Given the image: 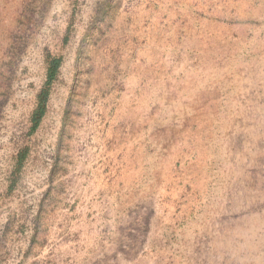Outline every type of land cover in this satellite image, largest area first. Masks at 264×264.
Listing matches in <instances>:
<instances>
[{
    "label": "rangeland",
    "instance_id": "rangeland-1",
    "mask_svg": "<svg viewBox=\"0 0 264 264\" xmlns=\"http://www.w3.org/2000/svg\"><path fill=\"white\" fill-rule=\"evenodd\" d=\"M122 1L0 0V170L28 155L29 173L39 174L61 132L78 147L89 136L83 121L92 130L105 115L127 121L133 137L138 127L142 175L108 208L106 246L91 263L129 264L149 244L169 251L171 264H264V49L239 44L219 51V63L204 62L172 27L177 84L158 81L146 97H98L97 88L119 82L93 79L98 50L75 32L90 18L93 30L105 28L98 20ZM50 59L60 65L46 87ZM43 89L45 112L31 132ZM126 104L133 109L122 111Z\"/></svg>",
    "mask_w": 264,
    "mask_h": 264
},
{
    "label": "crops",
    "instance_id": "crops-1",
    "mask_svg": "<svg viewBox=\"0 0 264 264\" xmlns=\"http://www.w3.org/2000/svg\"><path fill=\"white\" fill-rule=\"evenodd\" d=\"M171 1L123 0L115 14L98 20L105 28L93 30L97 21L90 18L75 32L84 48L98 50V57L90 55L93 79L119 82L97 88L98 97H146L158 81L177 84L178 75H169L172 27L176 41L204 62L219 63V51L234 53L239 44L264 49V0H177L174 8ZM82 125L88 141L65 145L61 132L39 174L29 173L28 155L18 158L19 168L0 171V264H92L100 257L108 208L126 183L140 180L142 150L138 127L133 137L127 121L105 115L93 130ZM171 256L148 244L129 264H171Z\"/></svg>",
    "mask_w": 264,
    "mask_h": 264
},
{
    "label": "trees",
    "instance_id": "trees-1",
    "mask_svg": "<svg viewBox=\"0 0 264 264\" xmlns=\"http://www.w3.org/2000/svg\"><path fill=\"white\" fill-rule=\"evenodd\" d=\"M59 65H60V61L58 59H50L48 61L46 87L49 86V84L54 79L57 70L59 68ZM46 99H47V91L43 89L38 95L37 107L31 116V128H30L31 132L35 131L38 128V125L44 115Z\"/></svg>",
    "mask_w": 264,
    "mask_h": 264
},
{
    "label": "built area",
    "instance_id": "built-area-1",
    "mask_svg": "<svg viewBox=\"0 0 264 264\" xmlns=\"http://www.w3.org/2000/svg\"><path fill=\"white\" fill-rule=\"evenodd\" d=\"M0 171L3 172V171H6V170L2 169V170H0Z\"/></svg>",
    "mask_w": 264,
    "mask_h": 264
},
{
    "label": "bare ground",
    "instance_id": "bare-ground-1",
    "mask_svg": "<svg viewBox=\"0 0 264 264\" xmlns=\"http://www.w3.org/2000/svg\"><path fill=\"white\" fill-rule=\"evenodd\" d=\"M188 3V2H187ZM227 6V5H226ZM232 9V8H231ZM250 9V8H249Z\"/></svg>",
    "mask_w": 264,
    "mask_h": 264
}]
</instances>
